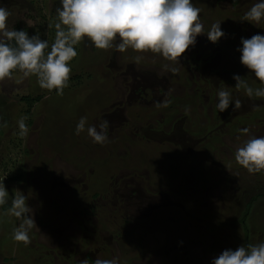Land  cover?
<instances>
[{"label": "rangeland", "instance_id": "obj_1", "mask_svg": "<svg viewBox=\"0 0 264 264\" xmlns=\"http://www.w3.org/2000/svg\"><path fill=\"white\" fill-rule=\"evenodd\" d=\"M191 2L204 32L176 72L159 54L99 50L83 38L62 95L20 72L0 81V176L10 195L27 193L48 238L33 232L28 245L14 241L17 218L0 207V264L114 257L118 264H211L223 250L245 245L237 221L256 191L263 196L244 217L246 243L264 242V172L249 174L234 159L249 136L264 135V98L247 97L232 79L248 75L240 40L264 34V20L242 21L256 0ZM0 5L10 12L9 28L20 22L54 41L59 0ZM215 22L224 36L213 44L204 34ZM225 86L241 107L219 112L216 93ZM27 95L41 98L27 107L20 101ZM22 116L25 136L18 135ZM82 116L86 127L108 122L105 143H94L86 128L75 133ZM87 206L93 214L83 215Z\"/></svg>", "mask_w": 264, "mask_h": 264}, {"label": "clouds", "instance_id": "obj_2", "mask_svg": "<svg viewBox=\"0 0 264 264\" xmlns=\"http://www.w3.org/2000/svg\"><path fill=\"white\" fill-rule=\"evenodd\" d=\"M56 9L57 22L54 24V41L49 45L39 34L29 36L21 29L7 26L10 12L0 5V81L11 78L13 72H20L27 78L35 76L38 86L62 95L68 86L71 72L70 62L77 56L75 45L83 38L99 50L115 48L119 52L132 49L137 53L150 52L159 54L167 61L165 67L176 72L180 65L181 54L194 46L196 37L204 32L199 18L200 8L191 0H59ZM264 20V0H256L242 17L252 25ZM221 22L212 23L206 32L209 42L215 44L224 32ZM239 61L248 70V75L234 74L233 87L243 89L247 97L264 98V34H254L250 38H241ZM45 49H48L45 52ZM141 57L138 55L136 60ZM252 83L258 82V87ZM225 86L217 91L216 108L224 112L229 108L241 107V100L234 98ZM187 110V109H186ZM25 117L17 121L18 135L28 132ZM87 117L79 118L75 133L85 131L94 143L107 141L108 122L86 127ZM2 126V125H0ZM248 133V129L241 130ZM235 162L249 174L264 172V135L249 136L241 146L235 149ZM0 176V207L8 205L7 211L18 223L13 228L12 239L28 245L30 233H39L47 238L33 218V208L27 203V193L13 189L11 195ZM48 239V238H47ZM78 264H89L88 259ZM93 264H118L117 258H96ZM211 264H264V242L239 245L233 249L223 250Z\"/></svg>", "mask_w": 264, "mask_h": 264}, {"label": "trees", "instance_id": "obj_3", "mask_svg": "<svg viewBox=\"0 0 264 264\" xmlns=\"http://www.w3.org/2000/svg\"><path fill=\"white\" fill-rule=\"evenodd\" d=\"M233 3H234V1H233ZM11 28H14V29H16V30H21V29H23V30H25L27 33H28V35L29 36H32V35H34L35 34V32H34V30L32 29H28L26 26H24V24H21L20 22H17V23H15ZM14 73H18V72H13V74ZM243 76H245V74L244 73H242V77ZM249 80H248V82L253 86V87H258L259 86V84H258V82L257 83H255V84H253L252 83V80H251V77L249 76ZM242 89V88H241ZM41 97L40 96H35V97H31V96H29V95H27V96H23V97H20V101H22V102H24L25 104H26V106L27 107H29L30 105H32L31 103H34V102H37L39 99H40ZM6 125H7V123H6ZM13 180H17L18 179V176H14V178H12ZM263 195L260 193V192H258V191H256L254 194H252V195H250V198H249V200H247V202H245L244 204H243V208H242V212H241V214L239 215L240 217H239V219H238V224L239 225H241V229L243 230V234H244V239H245V246L247 245V241H246V239L248 238V231H247V227L246 226H244V217L246 216V215H248V213H249V210H250V208H251V205H253V202H255V201H257V199L259 198V197H262ZM4 208H8V205H5V207ZM82 213H83V215H88V214H93V210H92V208L90 207V206H87L86 208H84L83 209V211H82ZM217 228H221L220 226H216ZM223 234H225V232H223V231H221ZM222 233H221V235H222ZM237 235V234H236ZM237 238V237H236ZM235 238V239H236ZM237 240V239H236ZM42 248H44V247H42ZM9 259H10V257H3V260L4 261H9ZM51 260H52V258H51ZM50 263V262H49ZM48 263V264H49Z\"/></svg>", "mask_w": 264, "mask_h": 264}]
</instances>
